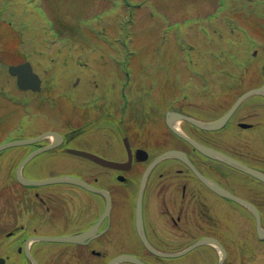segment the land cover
<instances>
[{
  "label": "rangeland",
  "instance_id": "rangeland-1",
  "mask_svg": "<svg viewBox=\"0 0 264 264\" xmlns=\"http://www.w3.org/2000/svg\"><path fill=\"white\" fill-rule=\"evenodd\" d=\"M230 1L231 7L234 1L236 3L238 1L241 3L237 4H244L247 8H251L256 1H259V5L264 10V0ZM4 8L12 11L14 16L6 14ZM235 9H237L236 6H234ZM231 14H233L231 8L228 6L223 9V3L219 0H0V62L4 64L6 61L11 63L16 60L18 62V59L27 55L44 79L43 91L38 93L23 91L16 86L15 78L8 73L7 67L0 70V141L16 136H34L51 129L66 132L72 136L76 135L79 138L72 139V143L77 142L75 145L97 147L101 150L100 153L110 158L120 156L122 152L119 153L120 149L116 147L118 143L115 147L105 145L109 141L106 140L107 138L118 140L117 133L111 130V121L102 120L98 123L94 121L97 119L95 117L98 112L97 107L93 108L90 105V98L95 100L96 94H100L99 104H104V101H109L106 97V89L112 93L115 88L127 84V91H125L127 93L142 80L145 82V88L151 91V99L153 101L161 99V103L156 101L148 104L142 96L146 103L143 117L151 118L159 113L157 117L163 123L162 111L165 113L167 105L173 104L175 100L171 102V99L175 98L181 100L175 104L180 108L195 111L204 117L220 115L222 112L219 107L221 95L223 90L228 91L222 85L223 78L227 74L223 75L220 68L230 62L236 64L238 60L240 64V60L244 59L243 67L250 65V74L252 73L253 78L255 76L260 78L264 67V13L261 19L247 15H241L242 18H238ZM79 16L83 17L78 18ZM159 21H162L164 25L161 26ZM80 26H87L90 31L85 30L84 32ZM247 36L250 40L245 39ZM121 40L127 42L128 47L132 45L131 50H135L138 54L134 56L133 64L129 63V59V65L121 61L122 64L118 66L113 63L119 62L126 54ZM234 45H237L238 50L225 52L227 48ZM246 49L247 52H245ZM249 49L251 52H248ZM255 49L257 52L253 55ZM126 52L129 53L130 49ZM252 55L254 58H251ZM123 60L127 61L124 58ZM250 60L253 62V67L250 63L248 64ZM140 61H144L142 65ZM131 65L136 66L135 69ZM129 72L131 77H129ZM150 73L155 74V79L149 80ZM76 77L80 79L74 85L72 83ZM205 82H212L213 88L205 87ZM225 82L232 83L228 79ZM152 83L155 84L152 86ZM206 89L210 90L208 91L210 102L206 99V92H203ZM175 94L177 96L171 97ZM47 95H54L53 100L51 101ZM225 98L224 96L222 101ZM123 99H127L126 94ZM167 100L170 102L167 103ZM162 101L166 104L163 105ZM88 106H91V110ZM100 110H102L101 113L111 112L108 106ZM254 110L255 112L252 111V113L247 110L239 111L238 120L254 122L259 119V112L262 109ZM115 111L120 116V111L117 109ZM129 114L131 115L132 112L126 111V118H129ZM142 118L137 119L138 126H140L137 131L129 130L130 125L128 124L124 125L132 140H135V137H141L145 144H153L160 135L161 138L170 137L167 129L161 125L159 120L155 123L151 120L140 122L139 119ZM233 124H235V119ZM91 128L93 131H88ZM222 132H227L228 135L220 134L221 131H218L210 132L207 136L212 140H220L223 148H227L229 141L238 140L234 130L225 129ZM24 151V147H19L2 153L7 157L16 153L19 158ZM57 153L59 155L47 153L46 163L43 158H41V163L36 161V169L41 170L40 175L74 171L72 167L77 162L72 164V161L68 164L67 155L62 154L61 151ZM7 157H0V161ZM78 159L76 160L79 162ZM85 160V158L82 159V163L86 164ZM7 163L8 165L0 168V233L9 232L13 228L17 229L24 225L26 206L30 201H33L39 219L46 215L45 212L41 214L39 210L40 198H28L30 201L23 198L24 188L19 187L12 179V161H7ZM66 164L69 166L72 164V166L68 167ZM87 169L92 173L91 179L99 177L98 183L103 181L104 174L107 172L105 168L98 165ZM175 176L178 175L175 173L170 177L175 181L172 183L173 188L181 190V182L178 184ZM154 178L156 179L155 174ZM235 180L231 178L226 183L236 185ZM66 186L52 185L50 188L54 191L52 206L55 208L56 205H62L58 214L60 215L64 209L67 220H69V217L74 214L70 213L74 207L70 210L66 197L62 194L65 193ZM109 187L115 193L116 201L119 202V213L116 210L114 220L116 218L120 222L111 230V232L118 231L116 233L118 240L112 236L110 241L114 244L113 246H107L106 243H94L92 247L101 250L107 257L138 247L133 230L130 229L128 221L125 222L128 208H125V204L123 205L119 198L126 189L122 184L115 182H111ZM47 191L49 188L42 190L44 198L51 196V191L49 195ZM242 191L248 194L249 187L243 185ZM157 192L158 194L168 192L166 183H161ZM188 193L187 204H182L183 201L178 202L177 205L179 214L182 216L179 220L182 223L178 227L179 239L176 243L178 246L191 241L189 234L194 229L190 227L192 221L189 218L192 213L194 219L196 209L199 210L196 204L197 198L191 199L192 193L189 191ZM252 195L258 199L264 213V202L260 203L262 197H257L255 193ZM213 198L216 200L214 201L216 207L207 205L206 208L210 215L207 217L211 222L219 223L218 234L225 232L222 236L226 238L231 256L228 264H264V241L258 240L252 234L254 229L250 226V216L243 218L238 212L235 213L228 208L225 211L226 214L220 216L219 221L221 209L225 210L226 207L215 196ZM165 200L166 198L163 197L164 204ZM97 204L95 214L90 213L88 208L82 211V225L100 214L102 211L100 201ZM43 208L46 210L45 206ZM53 213L57 212L53 211ZM63 219L64 216L61 214L59 220ZM34 222L38 221L34 219ZM123 227H125L129 244L121 241L123 240L121 232ZM59 229L51 228L44 229V231L47 233L61 232ZM182 230L186 231L185 237L182 236ZM87 248L91 247H82V250L90 251ZM60 251L63 250H57L56 254ZM1 252L3 251L0 249ZM209 256L211 254L204 251L203 258L206 264H215V258L212 259ZM144 257L153 264H176L153 256ZM66 258L68 256H65V264H81L73 256L69 258V262ZM88 258V264L95 262L91 255ZM17 260L15 259V263L20 264ZM190 262L199 264V258L195 256V259Z\"/></svg>",
  "mask_w": 264,
  "mask_h": 264
},
{
  "label": "flooded vegetation",
  "instance_id": "flooded-vegetation-1",
  "mask_svg": "<svg viewBox=\"0 0 264 264\" xmlns=\"http://www.w3.org/2000/svg\"><path fill=\"white\" fill-rule=\"evenodd\" d=\"M259 101H261L262 106H264V98H260ZM101 107H102L101 105H97L93 108H96L97 112H99L98 110ZM118 108H119V106H118ZM182 109L185 110L184 108H182ZM120 112H123V107L120 108ZM108 115H110V113H108ZM151 118L154 122L155 116H152ZM240 123H241V121H239V124ZM165 124H166V122H165ZM181 125L191 136H193L195 139H197L198 141H200L202 143L212 144L213 142H216L215 140H212V138L207 136L209 133L207 130H203L201 128H198V127L194 126L192 123L187 122V121H182ZM166 126H167V124H166ZM168 132H169V130H168ZM262 132H263L262 128L259 130L250 129L246 134H244V132L241 131L238 135V140H235L236 144L234 147L233 156H235L236 158H239L243 161H246L247 163H249L250 165H252L254 167H257V168L264 170V136H263ZM120 133H121V130H120ZM166 138H168V140H166ZM108 139L111 140V138H107L106 140H108ZM157 139L158 140H154L153 144H151V143L149 144V145H152L153 151H155V152L156 151L157 152L164 151L165 149H163V150H160V149L163 148V146H165V145L168 146L167 149H169V148L184 149L189 154V156L194 161V163L203 172H206L205 167H208L210 160L208 158L204 157L203 155H201V153L195 147H193L189 142H186L184 139L179 138V137H175L173 135H171V137H164V138L158 137ZM122 140H123V138H122ZM129 140H130L131 144L133 145L134 155H135L134 159H133V164L131 165V167L128 170V171H131V170L139 167L142 164L147 165V163L139 162L137 160L139 158L137 157L138 155H137L136 149L138 147H140L139 145H141V143L143 142L141 137H135V140H132L131 137H129ZM117 157L118 158H116V159H125L126 160V159H128V154L123 152V157L119 158V155ZM164 161H161V162H164ZM158 172H159L160 177H165V179L169 182V184L167 185V191L168 192L165 193V196L167 195L166 198L170 197V199L174 200V208H175L174 210L176 211V214H171L170 220L163 219V220H161V223L153 222L151 220H148V218H147L146 229H147V233L149 235V238L151 240L153 239L152 241L153 242L155 241L156 244H160L162 242L172 243L173 241L177 240V225L179 223V219L182 218L181 216H178L179 206H177V205H178V202H183V201L184 202L182 204H187V202H188L187 199H189L187 197V194H189L188 191L190 193H192L191 199L197 198L198 201H196V204L199 206V210L196 209V213H195V217H194L195 221L192 223H194V226L198 229V231L203 232V230L207 227V225L205 226L202 222H200V219H204L207 215V208L206 207H207L208 198L213 195L216 197V199L218 201H221L223 199L220 198L219 196L217 197V195H215V193L211 192L206 187L202 186L199 183L200 181L192 174V172L190 171V168L185 163L180 161L179 159L172 158V160L166 162L162 168H159ZM175 173L178 175V176H175L177 183L180 184V182H181V186H182L181 190H177V189L173 188L174 186L172 185V183H174L175 181H173L170 177L172 175H174ZM208 174L210 176H212L211 175L212 173L209 171H208ZM238 179H240V181H238V183L240 185L243 182L245 184L247 182L248 183L253 182L251 179L247 180V178L243 179L241 177ZM254 182H256V181L254 180ZM253 189H255V187ZM251 193H252V190L249 193V196H247L250 199H252V197H253V195ZM72 198H73V204H74V214L69 217V221L72 222L75 220L77 222L78 220H81L80 205L78 203H76L78 200H81V196H80V193L78 192V190L75 191ZM147 198H149V194H148ZM150 198L154 202L155 197H153V195H151ZM182 204H179V205H182ZM30 205H28L26 207L27 223L25 225H21V226L17 227V230L12 232V237L14 238L12 244H15L16 247L13 249H10V250L3 251L0 254V257H2V256L5 257L4 258L5 262H6L5 264H18V263H15V259H18L17 262L19 261L20 264H21V262H23L22 264H30L29 259L27 258L26 254H25V249L23 248L25 241L30 236L29 234H27V232L28 231L33 232V234L43 232L44 231L43 228L48 226L49 223L52 226H54V224L52 222H50L53 219V211L59 213V209L61 208L60 205H56L55 208L51 205H47L46 208L48 211L46 212L45 217H43L42 219H39L38 222H34L35 208L33 206V202H31ZM194 219H193L192 213H191V218H189V220L193 221ZM154 238H155V240H154ZM37 250H38V248L36 249V244H34L32 251L37 252ZM44 250L45 249H43L42 251H44ZM37 254L40 256L39 258H40V261L42 264H48L47 262L49 260L47 258L42 257L38 252H37ZM57 255H59L60 257L67 256L66 254H63L61 252L57 253ZM69 256L70 257L73 256L75 259H77V258L80 259L81 250L78 248L74 249L73 254L70 253ZM59 263L65 264L64 260H59Z\"/></svg>",
  "mask_w": 264,
  "mask_h": 264
},
{
  "label": "water",
  "instance_id": "water-1",
  "mask_svg": "<svg viewBox=\"0 0 264 264\" xmlns=\"http://www.w3.org/2000/svg\"><path fill=\"white\" fill-rule=\"evenodd\" d=\"M10 71L13 74H17V78H18V84L21 88H31V89H35L38 90L41 88V78L39 76V74L37 72L34 71L31 63L29 61H26L20 65H12L10 67ZM262 93L264 95V85L259 87V88H254L251 89L249 91H247L245 94H243L238 101L235 103V105L231 108V110L225 114L224 116H222L220 119L216 120V121H212V122H208V121H199V120H195L192 117L187 116L184 113H177L175 116L176 117H180V118H185L187 120H189L190 122L194 123L195 125L203 128V129H207V130H213V129H218L220 127H222L227 119L228 116H230V114L234 111V109L236 108V106L238 105V103L243 100L245 97L253 94V93ZM174 120L173 117L169 116L168 118V124L171 127L172 130L175 131V133H177L178 135H180L181 137L185 138L186 140H188L189 142H191L198 150H200L202 153L221 160L223 162H226L227 164H230L234 167L243 169L244 171L252 174L253 176L261 179L264 181V172L251 168L247 165H245L244 163L236 160L235 158H232L231 156H228L227 154L214 149L210 146L204 145L199 143L198 141L194 140L193 138L189 137L188 135H186L185 133L181 132L180 130H178L175 126H174ZM46 134H42L40 136L37 137H33V138H26V139H18V140H12V141H8L5 143L0 144V150L12 146V145H17V144H24V143H29L32 142L34 140H38L44 136H46ZM56 135V134H55ZM56 143V142H55ZM50 146H46L42 149L36 150L33 153H30L23 161L22 163L18 166L17 168V178L24 184H34V185H40V184H46V183H50V182H58V181H67V182H74L76 184H79L83 187H86L90 190L93 191H100L103 192L106 196V208L104 211V214L102 216H108L111 210V197L108 193L107 190L105 189H101L95 186H92L91 184L85 182L83 179L79 178V177H75V176H63V177H49V178H45V179H31V178H27L25 177L22 172L21 169L24 166V164L30 160V158L37 152L49 148ZM75 153H79L82 154L86 157H89L95 161H98L104 165H108V166H114V167H118V166H123L124 164H122L121 162H116V161H112V160H107L104 159L96 154L87 152V151H82V150H77V149H73L72 150ZM146 154V153H145ZM165 156H176L178 158L183 159L196 173V175L212 190H214L215 192L235 199L237 201H241L243 202L248 208H250L252 210V212L255 215L256 218V229H257V233L259 235V237L263 238L264 237V228L261 225V216H260V212L258 210V208L251 202L238 197L232 193H230L229 191H227L225 188H223L220 184H218L217 182L211 180L210 178H208L207 176H205L204 174H202L197 168L196 166L191 162V160L188 158L187 154L184 151H180V150H169L166 151L165 153H163L161 156H159L145 171L142 181H141V186L139 189V194H138V198H137V204H136V223H137V229L139 232V235L141 237V239L143 240V242L145 243V245L152 250L155 254L160 255V256H164V257H177L180 255L185 254L186 252H188L189 250L193 249L194 247L201 245V244H213L215 245L220 251H221V255H220V259L218 260L217 264H223L224 260L227 256V251L225 249V247L223 246V244L215 237L213 236H205L202 237L198 240H196L193 244H191L190 246H188L187 248L180 250V251H176V252H161L156 250L147 240L145 232H144V227H143V217H142V195H143V188H144V184H145V180L146 177L149 173V171L151 170L152 166L159 161L161 158L165 157ZM101 218V219H102ZM98 224H95V226H93L91 229L80 233V234H76V235H64V236H58V237H54L52 239H58L61 241H82L87 237H90V235H92L93 233L96 232ZM42 238H47L50 239L51 237H42ZM121 261H127V262H132L135 264H149L146 261H144L143 259H141L140 257H138L137 255L134 254H129V253H122L119 254L115 257H113L108 264H116L118 262Z\"/></svg>",
  "mask_w": 264,
  "mask_h": 264
},
{
  "label": "trees",
  "instance_id": "trees-1",
  "mask_svg": "<svg viewBox=\"0 0 264 264\" xmlns=\"http://www.w3.org/2000/svg\"><path fill=\"white\" fill-rule=\"evenodd\" d=\"M231 2L229 1V0H224V3H223V9H226L228 6L231 8V10H232V7L230 6V5H228V4H230ZM141 6V5H140ZM12 9H13V11H14V7L12 6ZM138 9H140V7L138 8ZM4 11L5 12H7L6 14H9V16H11V15H13L14 16V13L12 12V11H10V10H6L5 8H4ZM15 12V11H14ZM241 15H244V13L241 11ZM12 19V18H11ZM28 25H29V23H28ZM30 26V25H29ZM234 50V46H230V48H227L226 49V51H229V52H232ZM207 248H209L210 249V251L214 254L215 253V250L212 248V247H209V246H206Z\"/></svg>",
  "mask_w": 264,
  "mask_h": 264
}]
</instances>
